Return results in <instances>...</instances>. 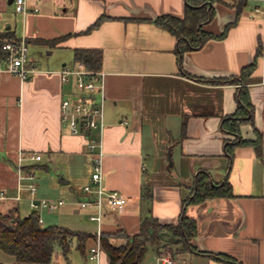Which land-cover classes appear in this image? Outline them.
I'll return each mask as SVG.
<instances>
[{
    "label": "crops",
    "instance_id": "obj_1",
    "mask_svg": "<svg viewBox=\"0 0 264 264\" xmlns=\"http://www.w3.org/2000/svg\"><path fill=\"white\" fill-rule=\"evenodd\" d=\"M185 4L186 0H27L28 11L18 14L12 0H0V43L23 37L35 48L30 53L28 47L29 66L35 71L26 80L0 74V191L11 197L19 184L23 186L20 200L0 198L2 212L14 207L22 217L33 212L24 188L32 175L37 177L36 197L37 192L49 199L66 194L68 200L58 198L70 210L83 212L89 220L98 215L97 209L76 203L84 197L83 187L95 184L90 180L87 139L79 127L73 129L61 118V101L75 98L79 91L74 77L63 82L59 72L76 63L86 67L74 60L75 49H98L102 54L96 71L104 73V88L96 99L102 102L103 118L92 135L100 140L102 188L119 191L127 202L116 210L105 206L99 222L90 220L94 230L72 229L95 235L85 256L73 242L75 252L71 249L65 259L57 249L51 264H111L100 235H114L109 243L119 248L126 244L123 235L139 232L148 214L142 188L151 189V215L162 224H175L200 172L208 173L213 185L227 180L234 196L185 207V214L197 223L192 245L200 252L229 255L240 264H264V56L247 84L255 109L253 125L240 126L242 140L255 141L254 129L261 133L260 155L252 145L233 146L232 157L225 151V143L233 142L222 120L235 113L241 85L199 80L239 75L253 61L259 42L264 48V17L248 11V2L238 18L230 4L215 3L214 16L202 30L216 38L180 54L176 38L154 20L163 15L182 18ZM101 17L104 20L88 31ZM228 25L225 37H219ZM58 38L54 45L37 42ZM41 51L48 55L42 62L36 54ZM35 154L40 160L32 159ZM43 159L47 164L39 163ZM39 169L54 174L38 177ZM21 203L28 207L24 212ZM92 248L98 251L96 259L89 258ZM158 255L148 246L141 264H162ZM175 259L178 264H229L192 252Z\"/></svg>",
    "mask_w": 264,
    "mask_h": 264
},
{
    "label": "trees",
    "instance_id": "obj_2",
    "mask_svg": "<svg viewBox=\"0 0 264 264\" xmlns=\"http://www.w3.org/2000/svg\"><path fill=\"white\" fill-rule=\"evenodd\" d=\"M219 2L228 3L234 7L236 18H238L248 0H186L182 18L163 15L157 17L154 23L176 38L180 54L199 49L210 39L216 38L203 31L202 25L213 18V4ZM103 20V17L98 19L94 25L89 27L88 31L98 26ZM230 26L228 25L219 37H225ZM12 39L15 38L8 37V40ZM60 40L61 38L36 41L40 44L54 45ZM262 56H264V48L259 42L253 61L245 66L239 75L226 79L199 78L200 81L213 84L241 85L236 93L237 109L235 113L222 120L223 129L232 136L233 143H225V151L231 157L233 156L232 148L235 145H252L259 155L262 150V135L257 129H254L255 141L242 140L240 133L242 124L253 125L255 109L250 99L247 84L257 67L259 57ZM74 60L83 62L88 69L96 71L100 69L102 54L98 49H75ZM233 196L231 185L227 180L219 185H213L209 174L200 172L190 195L182 201V211L177 223L162 224L150 213L152 192L149 186H144L141 191V201L146 205L148 204V214L141 219L139 232L133 236L123 235L126 238V244L119 248H115L109 243V238L114 235L102 234L100 235L101 246L108 255L111 264H141L142 255L148 246L153 247L157 254L169 250L173 258L183 252H192L204 254L221 262L240 264L226 254L197 251L191 242L192 238L197 235V223L185 214V207L189 204H198L208 198H231ZM116 235H121V233ZM94 238L95 235L64 226L40 224L36 212L22 217L17 207L7 212L0 210V253L13 256L14 262L12 264H51L57 248L61 255L67 259L73 242H75V248L80 254L85 256L87 244ZM0 264H2L1 261Z\"/></svg>",
    "mask_w": 264,
    "mask_h": 264
},
{
    "label": "built area",
    "instance_id": "obj_3",
    "mask_svg": "<svg viewBox=\"0 0 264 264\" xmlns=\"http://www.w3.org/2000/svg\"><path fill=\"white\" fill-rule=\"evenodd\" d=\"M264 1V0H263ZM12 7L15 13L25 14L27 9V0H12ZM36 11V9H35ZM255 11L262 13L264 9L258 8ZM1 61L0 74L8 73L26 80L29 74L35 70L29 66L28 43L25 38L12 39L0 43ZM61 80L68 82L70 77H74L75 86L79 94L75 98H65L61 101L60 110L63 121H69L71 127L80 128V131L87 139V149L91 155V175L92 185L83 187L84 197L76 203L81 208H95L98 215L90 217V220L99 222L104 207L116 210L121 209L127 202L126 197L117 190L105 191L101 186L102 177V152L100 150V140L92 135L93 131L102 126L103 109L102 102L96 99V94L102 92L104 88V73L88 70L82 63H76L73 66H65L60 70ZM38 154L32 155V159L40 160ZM27 184L24 188L29 193V207L38 215L40 224H44L41 216L42 212H52L65 204L63 199L37 198V186L33 176L28 175ZM23 186L17 187L16 195L9 197L6 190L0 191L1 199L20 200V191ZM90 259L98 258V251L91 249ZM158 260L162 264H174L173 257L169 250H164L158 255Z\"/></svg>",
    "mask_w": 264,
    "mask_h": 264
},
{
    "label": "rangeland",
    "instance_id": "obj_4",
    "mask_svg": "<svg viewBox=\"0 0 264 264\" xmlns=\"http://www.w3.org/2000/svg\"><path fill=\"white\" fill-rule=\"evenodd\" d=\"M226 1H232V0H226ZM256 8H258L260 10L264 9V1L263 0H248V4L246 5V9L248 11L254 12ZM0 14H2V12H0ZM28 47H29L30 53H33V51H35L34 50L35 48L33 45L29 44ZM36 54H37L38 60H40L41 62L43 59L48 58L46 51H41L40 53L36 52ZM44 162H45V159H43L39 163L47 164ZM36 173H37L38 177L43 175V174H47V175L54 174L53 170L52 171L49 170L46 172V170H43V169L37 170ZM34 182L37 184V177H36V180H34ZM47 190L51 192L50 189H47ZM44 191L46 194L47 191L46 190H44ZM37 197H39V198L46 197L47 198V196H38V192H37ZM58 197L64 198L65 200H68V196L66 194L58 195V193H56L54 198L57 199ZM70 207L71 206L67 205V203H66V205H64L62 208H60L59 210H57L55 212H52V213L42 212L41 216L44 219V222H45L44 224H46V225L47 224L59 225V226H64V227H68L71 229H74V228L77 229V228L81 227L82 229H85V230H88V229L94 230L95 223L91 222L88 217L86 218V216H84L82 214L83 212H80V211L76 210L75 208L70 210L69 209ZM21 208H22V212H24L28 209V207L25 203H21L20 209ZM67 209H69V210H67ZM22 214H24V213H22ZM57 249H56V252H57ZM72 252H75L74 249H72ZM0 261L2 264H12L14 262V257L1 252L0 253ZM173 261L175 262V264L180 263V261L177 259H175Z\"/></svg>",
    "mask_w": 264,
    "mask_h": 264
}]
</instances>
